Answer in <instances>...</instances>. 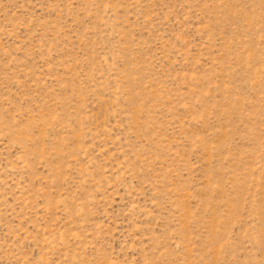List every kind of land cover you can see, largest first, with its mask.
Segmentation results:
<instances>
[{"label": "rangeland", "instance_id": "rangeland-1", "mask_svg": "<svg viewBox=\"0 0 264 264\" xmlns=\"http://www.w3.org/2000/svg\"><path fill=\"white\" fill-rule=\"evenodd\" d=\"M0 264H264V0H0Z\"/></svg>", "mask_w": 264, "mask_h": 264}]
</instances>
